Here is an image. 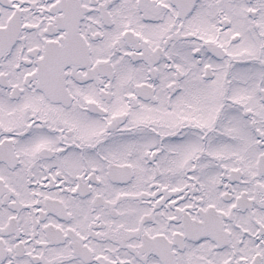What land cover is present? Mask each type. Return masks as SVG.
Listing matches in <instances>:
<instances>
[{"label": "snow or ice", "instance_id": "obj_1", "mask_svg": "<svg viewBox=\"0 0 264 264\" xmlns=\"http://www.w3.org/2000/svg\"><path fill=\"white\" fill-rule=\"evenodd\" d=\"M0 264H264V0H0Z\"/></svg>", "mask_w": 264, "mask_h": 264}]
</instances>
